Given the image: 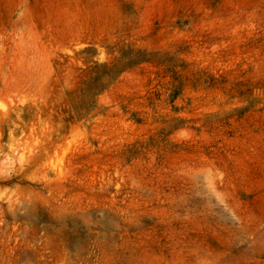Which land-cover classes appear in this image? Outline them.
<instances>
[{"label":"rangeland","instance_id":"1","mask_svg":"<svg viewBox=\"0 0 264 264\" xmlns=\"http://www.w3.org/2000/svg\"><path fill=\"white\" fill-rule=\"evenodd\" d=\"M0 264H264V0H0Z\"/></svg>","mask_w":264,"mask_h":264}]
</instances>
